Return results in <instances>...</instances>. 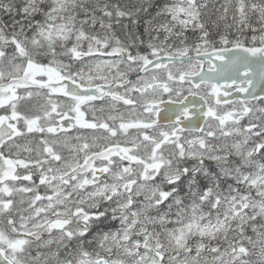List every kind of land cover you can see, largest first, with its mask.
Here are the masks:
<instances>
[{"label":"snow or ice","instance_id":"snow-or-ice-1","mask_svg":"<svg viewBox=\"0 0 264 264\" xmlns=\"http://www.w3.org/2000/svg\"><path fill=\"white\" fill-rule=\"evenodd\" d=\"M0 264H264V0H0Z\"/></svg>","mask_w":264,"mask_h":264}]
</instances>
